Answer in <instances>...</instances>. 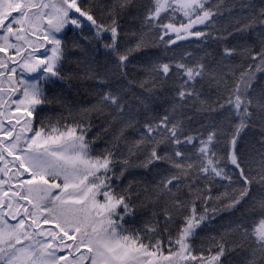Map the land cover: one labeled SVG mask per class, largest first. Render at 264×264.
<instances>
[{
  "label": "snow or ice",
  "instance_id": "6c2138e0",
  "mask_svg": "<svg viewBox=\"0 0 264 264\" xmlns=\"http://www.w3.org/2000/svg\"><path fill=\"white\" fill-rule=\"evenodd\" d=\"M0 264H264V0H0Z\"/></svg>",
  "mask_w": 264,
  "mask_h": 264
}]
</instances>
